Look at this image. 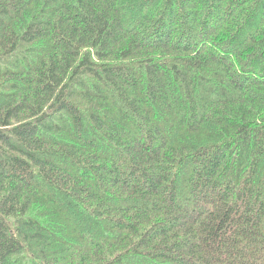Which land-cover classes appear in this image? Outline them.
I'll return each mask as SVG.
<instances>
[{"label": "trees", "instance_id": "obj_1", "mask_svg": "<svg viewBox=\"0 0 264 264\" xmlns=\"http://www.w3.org/2000/svg\"><path fill=\"white\" fill-rule=\"evenodd\" d=\"M0 264H264V0H0Z\"/></svg>", "mask_w": 264, "mask_h": 264}]
</instances>
